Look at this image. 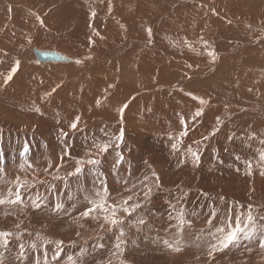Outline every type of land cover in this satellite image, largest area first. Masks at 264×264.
Wrapping results in <instances>:
<instances>
[{"label": "bare ground", "instance_id": "6f19581e", "mask_svg": "<svg viewBox=\"0 0 264 264\" xmlns=\"http://www.w3.org/2000/svg\"><path fill=\"white\" fill-rule=\"evenodd\" d=\"M201 37L215 50V63ZM187 93L209 103L199 105ZM198 108L203 115L193 122ZM76 115L81 121L73 132ZM181 116L189 130L177 143ZM121 128L117 151L124 162L111 169L107 160L118 156L110 150L102 160L106 177L170 166L173 183L191 182L206 211L203 203L219 204L211 194L230 201L249 190L245 202L264 198V0H0V163L15 168L17 162L20 172L56 166L65 147L82 156L93 137ZM189 147L199 150L198 163ZM65 161L66 171L74 167ZM200 192L210 198L201 202Z\"/></svg>", "mask_w": 264, "mask_h": 264}, {"label": "rangeland", "instance_id": "374dc122", "mask_svg": "<svg viewBox=\"0 0 264 264\" xmlns=\"http://www.w3.org/2000/svg\"><path fill=\"white\" fill-rule=\"evenodd\" d=\"M38 48L43 50L42 53L47 51V47ZM73 70H67L65 73H71ZM77 79L73 78V80ZM70 82L67 79L63 84L66 86ZM63 84L57 86L55 91H58ZM129 157L132 161L135 158L137 160L136 156ZM116 161L115 158L107 160L111 169L116 165ZM2 164L6 166V169ZM0 165L6 171L3 172L0 166L2 171L0 172V196H6L9 189L15 191L17 179L24 184L23 205L0 206V231L13 233L8 248L0 247V258L3 259V264H35L36 257L43 261L45 242H49L47 243L49 264H71L69 258L75 260L76 264H264V249L259 247L258 239L244 241L240 247L217 252L214 258L208 257L210 245L214 242L209 231L214 230L218 218L216 216V219L212 220V226H209L206 221L209 220L211 213L215 211L218 215L219 210L223 212L225 209L241 211L240 205L246 207L251 204L255 215H264V198L250 203L245 202L247 196L250 197L252 194L249 190L232 195L230 201L211 194L218 200L219 204L214 201L215 204L217 206L222 204V206L214 209L215 204L212 202L213 199H210L208 201L213 205L203 203L208 209L210 208L206 211L199 204L200 198L192 195L197 191L189 187L191 182L187 184L182 182L181 186L173 183L176 181V176L170 166L164 168V171L159 169L157 171L152 166L147 170L139 168L130 173L124 172L119 177L109 172L112 177L106 178L112 200H119L139 192L142 204L131 217L125 216L124 224L118 226L124 233L121 236L117 228L105 225L101 229L99 225L102 221L74 220V217H78L86 206L82 197L86 189L92 190L94 178L92 175L81 177L80 183L76 182L75 177H71L66 185L62 181L52 179L56 172L51 162L42 163L36 171L32 168L31 170L21 169V172L17 169V162L14 164L15 168L5 162ZM49 165L52 167L50 168ZM70 168L73 167L70 166ZM70 168L67 171L71 170ZM32 171L34 172L31 173ZM67 171L62 168L59 174L65 175L64 172ZM153 172L159 177V186L155 177L152 176ZM145 177H149L147 183L152 189L147 199L143 198L141 191L144 187L141 182ZM200 193L203 199L210 198V193ZM37 194L42 201L39 209L31 206L30 199V197L34 199ZM203 199L201 202L207 200ZM58 202L64 203L66 211L59 214L54 211L55 204ZM252 203L260 205L255 206ZM178 210L183 211L186 221H191L190 226L185 225L183 234H180L176 227ZM140 219L144 220L143 224L138 223ZM262 223L264 222L257 221L258 226ZM165 240L179 241L181 251L175 252L167 247ZM58 241H63V245L59 257L53 260ZM21 244L24 245L26 260L20 258ZM32 244H36L37 247L33 249ZM117 244L120 248H117ZM237 256L242 258L238 259Z\"/></svg>", "mask_w": 264, "mask_h": 264}, {"label": "snow or ice", "instance_id": "6c2138e0", "mask_svg": "<svg viewBox=\"0 0 264 264\" xmlns=\"http://www.w3.org/2000/svg\"><path fill=\"white\" fill-rule=\"evenodd\" d=\"M203 6V5H202ZM96 16L95 11H91V17L94 19ZM36 19L39 22V25L41 27H44V21L39 16L36 15ZM228 23H231V21H228ZM251 27V25H249ZM94 35L99 36L100 34L93 29ZM147 36L149 39L152 37V29L148 27L146 29ZM201 40L203 42V46L207 51V55L211 58L212 62L215 63L217 59V54L215 50H209L211 49V45L208 43V41L204 40L203 37H201ZM29 44L32 43L31 38H28L27 41ZM94 43V41H92ZM185 44L188 47H191L190 44H188L187 41H185ZM76 64H81L82 61L77 59L75 61ZM20 61L17 60L15 62V66L12 68L11 72L12 74H15V72L19 69ZM189 68H191V65H188ZM12 74L8 75L5 83L10 81L12 79ZM109 88L114 87V85H109ZM55 91V89H53ZM105 92H107V89H105ZM187 95L191 96V98L194 101H197L199 105H205L209 103V101H206L205 99L195 96L192 93H187ZM134 99V97H133ZM97 105H99V100L96 102ZM128 107L127 103H125L120 109V115H121V123L123 122V112ZM35 112H40V108L35 107L33 108ZM203 115V109L198 108L193 115L191 116V120L194 122L197 118ZM81 116L76 115L73 121L70 123V129L75 132L78 128V125L80 124ZM59 122V121H58ZM180 123L183 125V130L180 133V139L177 140V143L182 142V138L186 137L188 135V122L184 119L183 116L180 117ZM217 123H219V117H217ZM219 129H214L212 132V135H215V132ZM60 135L62 138L67 139L68 134L63 131V129L60 130ZM172 139H177L175 137H172ZM204 140H207L208 137L205 136L203 138ZM124 142V131L123 129H119L118 133L116 134H109L104 133V136L101 138L93 137L92 140L89 142L87 150L84 152L82 156L79 157H73L71 150L68 147H65L63 154L60 157V162L55 166V172L56 175L52 176L53 180H59L64 182L66 185L69 183V178L75 177L76 182L80 183L81 177L85 175H92L93 181H92V190L88 191L85 190V194L83 195L82 199L86 202L85 208L79 213L78 217H74V220H80V219H91L96 221H102L100 223V228L103 229L105 225L109 226L110 228H117L120 231L121 236H123L122 229H119L118 226H121L124 224V217H131L133 213L136 212L138 208L142 206L141 199L139 192L135 194H130L126 197H122L119 200H112L111 194L109 192V189L107 187V178L104 176L102 172V160L103 157L106 154H109L110 150L115 152L118 156L117 163H123L124 162V156L121 152L117 151L121 144ZM264 143V141H261ZM177 143H174L172 145L173 149H177ZM200 143V142H197ZM29 147L25 145L23 151L25 154L29 152ZM187 152L191 155L192 160L194 163H198L200 159L199 150H194L191 147L187 149ZM65 157L68 158L69 162H72L74 164V167L67 171L66 175H60V170L62 167L65 166ZM260 161L264 162V151H262L259 155ZM51 168L52 166L49 165ZM249 168H251V164H249ZM152 176L155 177L157 186H159L158 181L159 177L156 176V174L153 172ZM149 180V177H145L144 180L141 182L144 184V187L141 189L143 192V198L147 199L152 191L151 187L148 185L147 181ZM43 183V181H41ZM16 190L13 191L12 189H9L6 196H0V206L3 205H23L24 197L22 195V189L24 188V184H22L19 179L16 181L15 185ZM133 188H135V185H133ZM131 191V190H129ZM31 206L33 208L39 209L42 206L41 197L37 194L34 199H32ZM179 199V197H178ZM223 199V198H221ZM241 211H235L234 209H228L225 211L224 218L222 220L217 221V225L214 226V230L209 231V235H211L212 240L214 241L211 243L209 251H208V257L214 258L215 254L217 252H223L225 250H230L231 248L240 247L244 241H252L253 239H258L259 241V247L264 249V223H262L260 226H258L257 221L264 222V215L257 216L254 214V209L251 204L247 205L246 207L244 205L239 206ZM54 211L56 213H62L66 211L64 207L63 202H58L55 204ZM123 213L124 215H120ZM216 219V213L215 211L210 214V218L206 223L209 226H212V220ZM138 223L143 224L144 220L140 219ZM190 226L191 221H186L184 213L182 210H178V216H177V230L180 234H183L185 225ZM83 226V225H81ZM19 227V225H17ZM13 237V233L10 231H0V247H3L5 249L8 248L10 244V238ZM47 243L45 242V251L43 253V261L39 257H36L35 264H49V257L47 254ZM165 245L172 249L175 252L181 251V248L179 247V241L176 242H169L167 240L164 241ZM63 245V241L57 242L56 251L53 254L52 259L55 260L60 255V250ZM31 247L35 249L37 247L36 244H32ZM117 248H120V245L117 244ZM25 249L24 245H20V258L21 260H26V257L24 255ZM71 264H76V261L72 258H69ZM0 264H3V259L0 258Z\"/></svg>", "mask_w": 264, "mask_h": 264}]
</instances>
